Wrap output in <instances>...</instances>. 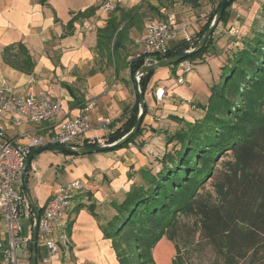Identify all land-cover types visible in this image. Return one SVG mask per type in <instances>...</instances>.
Returning <instances> with one entry per match:
<instances>
[{"label":"crops","instance_id":"obj_1","mask_svg":"<svg viewBox=\"0 0 264 264\" xmlns=\"http://www.w3.org/2000/svg\"><path fill=\"white\" fill-rule=\"evenodd\" d=\"M101 1L48 0L41 3L39 0H0V78H5L22 93H27L30 89L33 92L44 90L63 99V109L55 121H25L20 125H12L6 116L0 117V125L6 127L9 138L16 139L21 144H28L29 135L32 133L42 136L52 134L62 121L79 113L80 105L86 98L97 100V106L90 112L93 130L88 137L92 146L109 144L107 136L127 125L135 113L137 104L139 105L135 80L124 60L117 59V64L115 59H108L99 46V30L108 24L110 15L115 12L98 7ZM236 2L232 5L235 6L233 10L246 14L248 11L245 8L250 4L246 5L244 1ZM260 2L255 0L251 12L262 9L264 2ZM213 6L214 3L210 0H201L197 8L184 3L183 0H123L119 5L121 10L116 12V16L120 18L122 11L136 7H140V11L143 8L155 11L156 18H165L167 12H175L178 21L187 25L186 31L194 37L207 21L209 16L204 17L213 10ZM91 7L95 9L89 11ZM197 9H200V14ZM88 14L91 15L87 16ZM237 22L236 19H230L227 24H220L234 26ZM126 23V20L122 21L119 29ZM136 25H131L127 36L123 38V45L120 47L122 55L132 43L135 48L136 41L141 36L140 33L136 37ZM222 27L217 28L216 32H220ZM184 34L182 31L178 40L171 41L170 48L181 43ZM214 37L213 33V48ZM19 43L26 47L27 55L20 52ZM6 47L12 48V63L5 59ZM125 62L127 64V59ZM169 72L171 75L172 72L175 74L177 66L170 65ZM153 75L154 73L143 93L148 111L142 123L143 131L137 138L145 137L150 125L156 126L155 115L171 118L184 113L181 116L185 118H180L192 122L204 116L205 111L200 107L198 108L202 115H198L197 111L186 112V105L177 104L179 98H184L181 95L185 94L173 92L179 76L176 81L174 79L164 85L153 84ZM157 87L166 90L162 100L156 99ZM186 114L191 119H187ZM99 118L106 121L101 123ZM136 144L130 143L126 147L74 157H67L58 152L60 156L55 154L57 161L49 160V155L41 153L31 161L28 184L38 208L43 209L48 200L66 183L75 179L86 182L85 188L75 197L72 209L64 217L69 237L68 246L60 245L51 260L45 262L44 257L48 255V249L38 242L37 264H119L116 249L112 240L105 236L102 224L115 214L113 203L121 202L136 182L134 175H139L138 171L148 166L151 161ZM92 208L97 216L92 212ZM30 217L32 221V210ZM29 237L30 235L23 239ZM1 241H5L2 220ZM30 246L25 244L19 251L18 264H31Z\"/></svg>","mask_w":264,"mask_h":264},{"label":"trees","instance_id":"obj_2","mask_svg":"<svg viewBox=\"0 0 264 264\" xmlns=\"http://www.w3.org/2000/svg\"><path fill=\"white\" fill-rule=\"evenodd\" d=\"M222 1L196 32L193 48L210 26ZM236 1L228 2L220 20L223 24L230 20V9ZM183 2L197 8L201 0ZM139 8L122 11L119 18L116 12L121 8L117 7L108 24L99 30V46L108 59L124 60L133 76L144 66L145 56L133 58L129 66L125 62L128 54L122 55L120 47L128 28L137 24ZM94 9L91 7L89 11ZM261 16L264 18V4ZM125 20L126 25L119 29ZM212 43L213 35L185 60L215 53ZM18 48L23 55L28 54L22 43ZM189 48L188 43L181 42L164 58ZM11 49L6 47L5 59L12 63ZM222 69V81L213 86L210 101L198 105L205 111L204 116L194 122L172 116L183 126L166 133V145L172 147L155 159L159 167L141 168L138 171L141 181L133 183L121 202L113 203L115 214L102 224V229L113 242L119 264H156L153 248L161 239L174 243L176 255L172 264H199L193 257L207 248L215 254L216 264H264V24L255 22L243 46L230 53ZM153 73L140 77L143 93ZM146 108L145 116L147 104ZM138 114L137 104L127 125L110 133L107 142L113 143L126 135ZM142 131L143 125L128 142L113 149L136 144ZM136 145L143 149L145 144ZM30 168L31 163L26 171L27 182ZM39 210L42 213V208ZM92 212L97 216L93 208ZM1 243L0 264L4 261L6 241Z\"/></svg>","mask_w":264,"mask_h":264},{"label":"built area","instance_id":"obj_3","mask_svg":"<svg viewBox=\"0 0 264 264\" xmlns=\"http://www.w3.org/2000/svg\"><path fill=\"white\" fill-rule=\"evenodd\" d=\"M123 0H103L100 7L105 11H114ZM216 6L221 0H210ZM223 25V24H222ZM187 25L178 21L175 12H167L165 18H149L145 23L142 35L136 41V53L129 59L145 56V65L154 64L170 51L169 43L178 40L179 34L184 31L181 42L189 44L193 49L194 37L186 31ZM219 28V27H217ZM230 33L238 32L234 26L223 25ZM160 57L162 59H160ZM181 71L177 82L185 83L194 64L190 60H183L177 65ZM165 88L157 87L155 95L162 100ZM97 106V100L86 98L80 105L79 113L65 121H62L58 129L47 136L32 133L30 142L21 144L16 139L7 136L6 127L0 125V220L5 227L6 249L4 261L6 264H18V253L25 244L31 245L32 236L22 238L21 217L27 199L23 191L22 174L28 155L35 149L48 144L87 146L91 143L88 137L93 130L90 112ZM63 109V99L54 97L48 92L30 91L22 93L8 83L5 78H0V117L6 116L12 125H20L27 122L40 123L55 121ZM101 123L106 120L99 118ZM86 182L75 179L66 183L51 197L42 209L39 220L38 242L48 249V255L44 257L49 262L56 254L60 245L68 246V233L66 231L64 217L72 209L75 197L85 188ZM0 247L2 243L0 242Z\"/></svg>","mask_w":264,"mask_h":264},{"label":"rangeland","instance_id":"obj_4","mask_svg":"<svg viewBox=\"0 0 264 264\" xmlns=\"http://www.w3.org/2000/svg\"><path fill=\"white\" fill-rule=\"evenodd\" d=\"M103 1V0H102ZM102 1L100 3H102ZM245 2V4H250L248 7L245 8L246 11H248L246 14L241 13L239 11L233 10L232 7V14L230 19L231 20H237L238 22L234 25L235 29H238V32L230 33L228 28H224L220 30V32H214V47H215V53H210L209 55H205L204 58H195L192 61L194 62V67L192 71L186 75L185 79L186 82L183 84H175V91L173 92H179V93H185L188 95H181L182 99H178L177 104L179 106L186 105V112L188 111H197L198 115H202V111L198 108V105L200 103L202 104H208V102L211 99L212 96V88L215 84H219L222 80V74L223 69L222 66L226 62L228 56L230 53L234 50H236L238 47L243 46V40L247 35H250L253 31V28L255 26V22L257 20L259 21L260 25L264 24V18L261 16L262 9L258 8V10L255 12H251V8L255 4V0H238L236 3ZM264 2V0H259ZM205 5V4H203ZM206 6V5H205ZM217 6V5H216ZM215 5L212 7L214 9L216 7ZM204 9V8H202ZM211 9V10H212ZM243 9V8H242ZM210 10V11H211ZM199 14L200 9L196 10ZM210 12L207 14V18L209 16ZM155 11L152 10H146L145 8L139 10L138 16L136 17L137 25L134 27L136 29V37L139 36L137 34L142 35L145 29V23L149 18H156ZM233 24V23H232ZM220 26L222 25L219 23L218 27L220 29ZM218 31V30H217ZM216 33H219L216 35ZM131 48V49H130ZM214 49V48H213ZM128 54L127 62L129 59L135 55L136 53V46L133 48L132 45L129 46V49L126 51ZM106 60V57H104ZM205 59V61H204ZM101 62H103L101 60ZM117 64H119V61L116 60ZM104 63V62H103ZM102 65V64H101ZM154 71V79L153 84L161 83L166 85L167 82L173 81L176 77L181 75L182 72L177 70V74L175 75L174 72L171 73L170 71V65L163 66L160 68H157ZM200 81V82H199ZM157 99V98H156ZM158 100V99H157ZM180 113L177 116L178 117H184L181 116ZM154 116V115H153ZM187 119H191L186 114ZM154 121L157 123L155 127H152V125L149 126V129H147L148 133L144 137L137 138L136 141L143 142L145 145L143 147V151L146 155L149 156L151 161L149 162L148 166H152L155 169L159 167L158 163L156 162V158L161 157L165 150L170 149L172 145H166V133H173L176 130H178L183 124H179L178 122L174 121L170 117L162 118L160 115L154 116ZM58 152L64 154L67 157H74L73 155L65 154L63 151L59 150H47L42 152L44 155H49L48 159L52 161H57L58 158L55 156ZM100 153V152H95ZM57 156H60L57 154ZM136 179V182L141 181L140 174L134 175ZM30 206L27 203V206H25V209L23 210V215L21 217V225H22V238H25L26 236H32L33 234V224L30 217ZM34 218V216H33ZM34 223V222H33ZM176 255V250L174 243L167 240V239H161L159 240L154 248H153V256L156 264H172L174 257ZM194 261L199 264H216L217 258L215 254L209 249H205L204 252H201L198 257H193Z\"/></svg>","mask_w":264,"mask_h":264},{"label":"water","instance_id":"obj_5","mask_svg":"<svg viewBox=\"0 0 264 264\" xmlns=\"http://www.w3.org/2000/svg\"><path fill=\"white\" fill-rule=\"evenodd\" d=\"M230 0H223L220 7L218 8L210 26L204 33V35L201 37V39L198 41L196 46L190 50V51H184L182 53H178L176 55L167 57L163 60H160L154 64L151 65H145L141 68H139L136 73L134 74V80H135V88H136V94L137 98L139 101L140 105V112L137 118V121L135 122L134 126L132 129L124 135L121 139L118 141H115L113 143L105 144V145H94V146H74V145H59V144H48L43 147H40L38 149L33 150L27 157L25 167L23 169V174H22V181H23V191L25 194V197L27 199V202L29 206L31 207L33 211V216H34V224H33V234H32V241H31V264H37V247H38V232H39V220H40V210L37 207L33 196L31 194L29 184L26 179V171L33 160L34 157L38 156L44 151L47 150H67V151H74L79 153L80 155H85V154H91L95 152H101L109 149H113L117 146L122 145L125 142H128L134 135H136L143 123V120L145 118V113H146V100L144 97V94L141 90L140 87V77L148 73L150 71H153L157 68L163 67V66H168V65H174L176 63H179L186 58L190 57L192 54L198 52L208 41V39L213 35L215 32L216 28L218 27L221 17L223 16V13L227 7V4Z\"/></svg>","mask_w":264,"mask_h":264},{"label":"clouds","instance_id":"obj_6","mask_svg":"<svg viewBox=\"0 0 264 264\" xmlns=\"http://www.w3.org/2000/svg\"><path fill=\"white\" fill-rule=\"evenodd\" d=\"M221 23V22H220ZM216 30H217V28H216ZM31 208V207H30ZM32 210V209H31ZM34 224V223H33Z\"/></svg>","mask_w":264,"mask_h":264}]
</instances>
